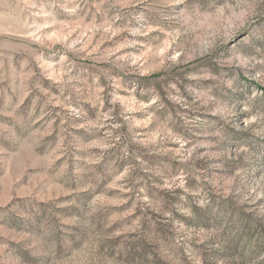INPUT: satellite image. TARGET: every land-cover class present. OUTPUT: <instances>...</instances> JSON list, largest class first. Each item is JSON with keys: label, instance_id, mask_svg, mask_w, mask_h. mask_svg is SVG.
<instances>
[{"label": "rangeland", "instance_id": "obj_1", "mask_svg": "<svg viewBox=\"0 0 264 264\" xmlns=\"http://www.w3.org/2000/svg\"><path fill=\"white\" fill-rule=\"evenodd\" d=\"M0 264H264V0H0Z\"/></svg>", "mask_w": 264, "mask_h": 264}]
</instances>
